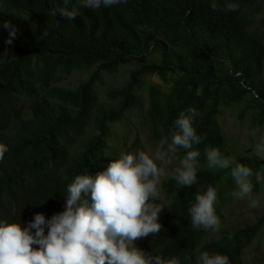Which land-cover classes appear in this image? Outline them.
Segmentation results:
<instances>
[{"label": "trees", "instance_id": "16d2710c", "mask_svg": "<svg viewBox=\"0 0 264 264\" xmlns=\"http://www.w3.org/2000/svg\"><path fill=\"white\" fill-rule=\"evenodd\" d=\"M257 1L214 0L213 10V0H121L98 9L83 7L81 0H0V144L8 149L0 160V224L27 227L38 213L47 222L65 210L67 187L77 175L95 177L120 158L113 125L142 110L143 80L153 78L145 115L151 138H166L176 130L180 112L195 108L193 127L202 141L193 148L205 167L196 170L194 185H178L175 174L162 182L167 203L162 227L140 250L179 264H196L204 251L245 264L244 252L264 228V217L207 239L214 230L194 229L189 209L211 186L221 222L235 187L234 164L212 168L205 155V149L215 148L227 158L218 121L222 109L240 107L252 129L264 128V32L253 28L255 14L249 12ZM229 3L237 5L235 11L225 10ZM59 8L76 10L77 18L53 15ZM5 21L17 30L10 46ZM150 57L159 62L141 66L121 90L108 93L112 106L99 102L96 87L105 75ZM89 70L84 83L60 84ZM235 163L264 169V160ZM82 199L90 206V194ZM48 230L46 223L45 235Z\"/></svg>", "mask_w": 264, "mask_h": 264}, {"label": "clouds", "instance_id": "9594fccd", "mask_svg": "<svg viewBox=\"0 0 264 264\" xmlns=\"http://www.w3.org/2000/svg\"><path fill=\"white\" fill-rule=\"evenodd\" d=\"M81 3L83 7L98 9L102 5H118L121 0H81ZM211 7L213 10L217 7L214 0ZM236 8V4L229 3L225 10L235 11ZM56 14L74 20L78 12L59 8L53 12V15ZM2 27L8 30L5 44L10 46L17 30L7 21ZM7 54L5 51L4 55ZM196 115V109L192 107L180 112L174 121L176 130L171 133V142L162 140L154 155L145 151L123 154L95 177L77 175L67 187L65 210L54 214L47 222L45 216L38 213L27 227L16 222L0 224V264H179L175 258L165 261L158 255L146 254L140 250L142 247L138 249L134 246V241L157 234L161 230L158 217L162 206L153 201L160 195L158 185L161 176L165 174V166L172 163L170 154H175L178 148L186 150V155L181 159L180 166L174 170L177 184L191 186L196 183V160L200 152L193 146L202 141V137L197 135L193 127ZM122 122L113 125L112 131ZM93 133L94 130L89 131L88 136L78 142L79 145ZM6 151L7 146L0 144V160L4 158ZM254 151L258 157L264 159V140L256 144ZM205 155L209 167L212 168L228 169L230 164H234L230 174L238 188L233 195L238 199L251 195L253 171L256 180H261L260 171L264 169L256 172L250 166L235 163L242 157L234 161L222 158L215 148L205 149ZM82 194L85 197L90 194V206L87 199H82ZM195 199V205L189 209L193 228L217 230L220 220L214 210L217 200L215 188L209 186L205 193L198 194ZM257 205L258 201L253 199L251 207ZM46 223L49 229L47 235ZM32 229H35L34 234ZM196 264H229V258L227 255H213L204 251L198 255Z\"/></svg>", "mask_w": 264, "mask_h": 264}, {"label": "rangeland", "instance_id": "374dc122", "mask_svg": "<svg viewBox=\"0 0 264 264\" xmlns=\"http://www.w3.org/2000/svg\"><path fill=\"white\" fill-rule=\"evenodd\" d=\"M249 12L255 14L253 28L257 29L260 33L264 32V0H258L256 4L249 7ZM158 62V58L150 57L147 60L136 61L122 67L115 74L105 75L102 78L101 84L96 88V95L99 96L103 106L108 107L111 105L112 101L108 99V93L121 90L126 85L132 72L146 64H155ZM90 74V70L74 72L69 77L63 79L60 84L67 87H75L79 83H84L89 78ZM153 80V78H145L143 80V90L140 91L142 95V110L132 113L122 124L114 128L113 141L114 145L119 150L120 156L128 153L138 154L140 151H145L149 155H154L156 150L160 147L162 140H167L168 143L171 142L172 134L166 138L154 140L151 138L148 130L149 127L145 115H147L149 105L148 89ZM242 107H244V104ZM239 112L240 107L233 109L224 108L219 117V124L227 139L226 151L229 154L227 158L233 161L238 157L247 158L252 161L264 160L258 157L254 151L256 144L264 140V128L257 131L252 130L251 118L248 115L241 118ZM185 155L186 150L183 148H178L175 154H170L172 163L165 166V174L161 176L160 184L158 185V191L160 193L158 205L162 206L158 219L165 214L167 210V203L163 197L160 185L166 178L175 174V168L180 166V161ZM157 163L159 165V162ZM202 167L205 166L199 164L196 160V170ZM253 173L254 175L251 177L253 184L251 195L240 199L236 198L233 193L238 191V188L235 186L225 202L224 215L219 228L210 233L207 239L216 238L226 232H232L236 229L253 225L260 218L264 217V170L260 171V181L256 180L255 172L253 171ZM253 199L258 201L257 207H251V201ZM147 238L148 236L134 241V246L140 249ZM243 258L245 264H254L258 258L264 259V228H262L256 239L246 249Z\"/></svg>", "mask_w": 264, "mask_h": 264}]
</instances>
